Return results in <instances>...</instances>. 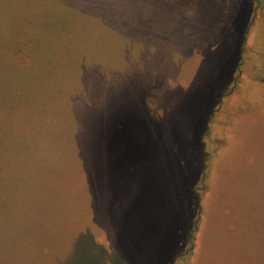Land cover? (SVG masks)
Masks as SVG:
<instances>
[{
	"label": "rangeland",
	"instance_id": "1",
	"mask_svg": "<svg viewBox=\"0 0 264 264\" xmlns=\"http://www.w3.org/2000/svg\"><path fill=\"white\" fill-rule=\"evenodd\" d=\"M74 8L0 5V78L24 108L0 133V264H183L190 228L156 215V182L199 188L206 153L184 264H246L264 228V0H134L98 29Z\"/></svg>",
	"mask_w": 264,
	"mask_h": 264
},
{
	"label": "trees",
	"instance_id": "2",
	"mask_svg": "<svg viewBox=\"0 0 264 264\" xmlns=\"http://www.w3.org/2000/svg\"><path fill=\"white\" fill-rule=\"evenodd\" d=\"M8 0H0L1 3H5ZM13 2L12 0H10ZM134 0H37V3L40 6L46 7L49 9V12L51 11H70L71 9H75L74 5L79 6L82 10V14L86 12L84 17H82L79 22L83 29L87 28H96L98 29L99 24L103 23L105 20L110 21L113 19V13L120 14L122 10L128 8L132 5ZM138 1V0H136ZM64 3L66 4L64 7ZM4 9V8H2ZM112 15V16H111ZM46 19V18H45ZM109 22V21H108ZM57 23L54 21H45L43 23V28L45 31H50L53 26H55ZM78 30V29H77ZM75 40V39H74ZM78 41H81V39H78ZM89 43V42H88ZM90 45V43H89ZM36 51V56L40 59H47L50 58L49 54L46 51L38 52ZM7 51H5L3 48L0 47V64L4 65L3 58L7 55ZM20 64V62H18ZM4 84V85H3ZM4 86H6V83L1 81L0 78V90L2 91L0 95V133L6 134L8 127L11 129V127L17 126L18 120L21 117L20 114L23 113L24 108L21 107H7L9 103L16 105V101L14 99L13 101H9L6 99V96H10L11 94L8 91H4ZM7 87V86H6ZM154 92V90H153ZM154 99L151 96L146 98V102L148 104H151L149 100ZM114 131H116V124L114 127ZM118 134V133H117ZM210 161V155L209 153H206V156L202 160L200 172H194L193 179L196 181L198 178L201 182V185L198 187H195L194 190L188 189V188H181L179 187L181 183L174 182L169 184L165 181V178H160L156 182V188H157V198L155 199V206H156V215L158 216L160 213L162 214L163 209H166L168 211V207L171 210L172 214V223H171V230L174 232L175 228L180 227L183 223L184 225V235L187 234V229L190 228V235H191V246L188 249V252L183 254L181 253L180 248H182V243H180L179 248L174 250L177 242H174L172 246L171 253H173V259H176L177 261H181V263H185L186 260L189 259V256L191 255L192 249L194 247L193 243V234L195 233V229L198 223V217L196 215V212L198 210L199 212L201 209V200L203 194L208 189L207 184V178H208V167ZM176 176V175H175ZM175 180L179 181V177ZM185 182L187 180H184ZM183 181V182H184ZM189 179L187 181V184L189 183ZM182 182V184H183ZM174 184V185H173ZM179 187V188H178ZM193 193V197H192ZM183 195V196H182ZM188 199V201H186ZM182 214V219L179 218V213ZM115 219V217H113ZM260 220V219H259ZM261 223L264 224V222L261 221ZM191 226V227H190ZM81 236H85L88 241L89 245L96 248L99 247L101 249H105L107 246L103 242H100L98 244L95 243L94 237L98 234L97 232H94L90 228H84L82 232L80 233ZM105 238V241H107V238ZM249 243V248H248ZM84 245L83 247L87 248ZM178 246V245H177ZM190 250V251H189ZM245 254L247 256L246 264H264V228L259 231L257 234L253 233L250 235V238L248 239L247 246H245ZM153 252H156L155 249ZM160 257V256H159ZM158 257V258H159Z\"/></svg>",
	"mask_w": 264,
	"mask_h": 264
}]
</instances>
